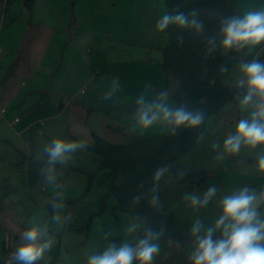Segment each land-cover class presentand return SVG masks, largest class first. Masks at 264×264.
Instances as JSON below:
<instances>
[{"label": "crops", "instance_id": "crops-1", "mask_svg": "<svg viewBox=\"0 0 264 264\" xmlns=\"http://www.w3.org/2000/svg\"><path fill=\"white\" fill-rule=\"evenodd\" d=\"M235 3L239 14H243L240 0H235ZM52 9L60 10L64 15L59 17L53 14L49 17L58 29L47 30L41 35L35 25H40L46 20L41 14L42 11ZM36 11H39V15L35 20ZM113 11V8H103L98 4V0H0V189L3 186H10L21 190L20 177L27 178L26 173L29 172H42L48 161L44 147L53 139L65 141L84 139L92 143L95 134L112 144H127L147 136L148 130L143 133L139 130L135 132L130 130L131 117L138 107L135 103L136 97L145 91L146 86L151 85V89L146 92V98L149 101L155 98V93L167 89L166 74L161 69V65L165 61L169 42L159 36L165 33H156L154 28L161 14L147 13L144 20L138 21V34L142 37L149 36L151 39V42L139 43V45L130 44L127 18L121 17L117 24L120 28L117 39L120 45L127 47H123L121 53L114 52V47L110 44L114 37L111 31L99 34L93 32L97 14L105 13L107 17L108 13L111 15ZM167 11L165 4V12ZM110 24L112 22H109ZM108 27L112 28L113 25H107ZM97 35L104 36V41L94 46ZM23 45L24 50L20 57L19 50ZM130 45L133 46L132 49L129 48ZM254 57H262L264 61V44L251 52L243 49L242 59L236 58L243 61ZM15 65L16 71L13 74ZM240 75L239 67H233L222 75L221 81L226 87L233 88ZM116 77H119L120 88L112 92V81ZM22 78L28 82H20ZM3 109L6 112H3ZM214 116L218 117L214 123H221V125L224 120L228 123L227 116L234 118V127L240 119L250 118L245 117L238 103L233 102H229ZM156 127H160V131H163L160 125ZM221 134L225 135L223 128ZM191 151L177 160L173 166L192 170L193 166H189L187 162ZM68 155L72 156L67 163L69 165L77 160L86 162L87 159L93 163V155L87 149ZM74 157L77 160H74ZM83 157H85L84 160ZM67 164L63 165V169L67 168ZM57 165L60 166V164ZM75 167L81 169V165ZM93 169L82 168L87 172ZM167 173L168 177L163 176L159 182V191L160 183L175 182L173 175L169 171ZM238 177L243 181L242 186L255 187L254 174L242 172ZM259 177L264 180V176ZM206 179H208L207 173ZM99 180L101 181V178ZM201 183L192 184L190 187L181 184L187 191L183 197L197 194L206 180ZM160 193L161 203L174 211L175 215H178L180 206L189 201L185 200L173 206L166 205L162 202V191ZM2 197L7 198L2 200ZM11 198L12 195L2 196L0 192V223H5L4 215L7 213L9 222L6 223V227L12 231L10 240L8 237L2 239L1 236L0 242L3 246L5 241L7 244L9 241L13 247L16 240H21L18 233L22 232L24 222L15 228L10 222L19 215L15 211L19 207L6 206ZM61 198L65 202L71 201L63 196ZM12 199H15L14 195ZM27 200V194H23L21 202L25 203ZM10 203L14 204L12 201ZM45 204L48 205V203ZM109 212H105L102 216L110 215ZM81 214L83 218V215L88 213ZM116 217H119L117 220L125 219L129 224L134 222L130 216L124 217L117 214ZM198 217L204 218L201 214ZM98 219L99 217H94V222ZM94 222L92 227L95 228L100 221ZM203 223L207 225H202L201 235L203 230L212 227L210 219L202 220ZM189 225V221L181 222L177 219L166 239L159 243L160 252L155 256L153 264H191L189 255L195 248V237L191 234ZM137 235L138 228L136 232L128 235L132 238L130 244ZM219 238L220 232L217 231L213 239ZM170 241L172 246H169ZM176 242H179V247L175 246ZM0 262L4 263L3 260Z\"/></svg>", "mask_w": 264, "mask_h": 264}, {"label": "clouds", "instance_id": "clouds-1", "mask_svg": "<svg viewBox=\"0 0 264 264\" xmlns=\"http://www.w3.org/2000/svg\"><path fill=\"white\" fill-rule=\"evenodd\" d=\"M170 26L179 30H188L197 35L204 32L205 22L199 18L196 9L183 11L179 8L171 9L159 16L155 22L156 33H164ZM219 35L222 37L220 47L224 52L236 50L240 52L248 49L251 52L257 46L264 44V9L248 10L243 14H234L222 17L219 20ZM183 35L178 37V42H183ZM208 52L215 48V38L207 41ZM207 54V53H206ZM220 71L226 72L227 68L221 66ZM240 78L235 81L237 88L243 87L245 91L237 95L240 111L252 109L250 118H242L235 125V134H230L224 139L223 148L226 154H239L242 145L256 148L264 145V61L253 58L242 61L239 64ZM112 92L120 88L119 77L112 81ZM215 83V81H211ZM151 85L146 86L135 100L137 110L131 117V131L139 130L143 133L153 126L160 125L168 135H176L181 128L195 129L201 126L206 119L202 109L188 110L184 104L175 103L167 89L155 93V98L149 101L146 92ZM111 95V93H109ZM107 98V97H105ZM89 147L87 140L65 141L53 139L45 145L44 152L48 155L47 166L42 169L44 180L48 185L58 184L61 172L56 169L57 164L66 165L72 156ZM219 147L213 144L212 148ZM221 157H217L220 159ZM258 172L264 174V155L256 162ZM168 172L167 166L156 168L152 175L153 187L151 191L157 192L159 182ZM188 173L181 171L176 174L177 180H183ZM217 193L215 185L209 187L202 196L186 195L192 207H207ZM134 202H139L140 196H135ZM151 206H159L160 200L153 195L149 201ZM264 205V190L257 191L254 188L244 186L232 195H225L219 203L222 213L215 220L213 227L202 232V225L196 221L191 227V234L195 237V248L189 255L191 264H264V211H259ZM58 210L51 217L54 224L63 226L69 217L61 216L60 211L65 208L64 203L52 205ZM139 225L131 223L126 231L131 234L136 232ZM59 230V229H57ZM220 232L219 239H213L214 233ZM22 243L19 246L13 244L14 251L6 264H37L44 258L45 252L50 251L55 243L49 236L47 225L43 229L32 227L19 232ZM105 234V239L107 238ZM163 231L154 232L148 229L144 237L138 239L133 245L128 242L116 246H109L97 254L87 257V264H153L154 258L160 252V237ZM41 237H47L40 242ZM172 246V242H169ZM179 247V242H176Z\"/></svg>", "mask_w": 264, "mask_h": 264}, {"label": "rangeland", "instance_id": "rangeland-1", "mask_svg": "<svg viewBox=\"0 0 264 264\" xmlns=\"http://www.w3.org/2000/svg\"><path fill=\"white\" fill-rule=\"evenodd\" d=\"M98 4L103 8H113L114 11L111 15L110 13H108L107 17H105V13L99 12L96 17V24L94 27L95 31L93 32L99 34L105 31H111L114 37L112 39L110 38L112 40L110 44L114 47L113 51L116 53H121L123 47H127L126 45H120L117 39L119 37L120 29L118 28L117 24L119 23L118 21L121 19V17L127 18V25L130 30V44L139 45V43L142 44L151 42V39L149 38V36L142 37L138 34V21L144 20V17L147 13L160 15L165 12V3L163 0H98ZM240 7L243 12L251 8L252 10H260V8L264 9V0H240ZM159 10H161V12ZM41 14L42 16L44 15L46 19L44 23H42L43 26L42 24L38 25L35 22V27L37 28V31L39 30L41 32V35L47 30L54 31L58 29L55 22L51 21L49 17H51L53 14L59 17H62L64 15L62 11L57 9H52L51 11L44 10ZM38 15L39 11H36L34 13L35 20L36 16ZM104 19L107 20L104 21ZM109 22H112V24H110L113 25L112 28H107V25L110 26ZM104 23H107V25H104ZM101 26H103V28H101ZM125 28L126 25L124 29ZM25 36H27V34ZM159 36H162L164 39L168 40V37L165 34H159ZM52 41L53 40H51V42ZM101 41H104V36L97 35L93 45L97 46ZM23 47L24 45L19 50L20 57H22L23 54ZM129 48L132 49L133 46L130 45ZM45 55H43L44 58ZM36 56L39 58L38 54ZM230 56L242 59L243 50H241L240 52H237L235 50ZM168 65L169 64H167L166 61L163 62V64L161 65V69L163 70V72H165V69H167ZM15 71L16 65L13 68V74H15ZM24 79L25 78H22L20 82H28V80L25 81ZM173 87L172 90L170 89L168 91L170 92L171 98L174 101ZM251 111V108H249L248 111H244V116L250 117ZM217 118L213 115L209 118L211 120H207L204 133L199 143L194 148V150L191 151L187 158L188 165L193 166L192 170H199L201 168L200 170L203 169L208 176V179H206V183L203 184L199 191H197V194L194 195L202 196L209 187L213 185L217 187V193L209 202L207 207L194 208L191 206L190 201L180 206L178 215H176V219L180 220L181 222L189 221L190 230L193 224L192 222H196V220H198L201 225L206 226L207 224H202V220L206 221L210 219V225L212 227L214 226L215 220L218 219L219 215L222 213V210H220L219 206L222 198L225 195H232L233 193L238 192L239 189L244 187L242 186V179L238 177V175L242 174V172L254 174L256 176V179L254 181V189H256L258 192L264 190V180L259 177H263L264 174L258 172L256 169V162L261 155H264V145H258L254 149L242 145L239 154H226L224 152L223 142L228 135L235 134V127L233 126L234 118L227 116L228 123H226L224 120L222 125L221 123H214ZM159 128L160 127L153 126L148 130L147 136L159 135L161 133ZM222 128L225 135L221 134ZM214 143L218 144L219 147L213 149L212 145ZM217 157L221 158L217 159ZM73 159L77 160L75 159V157ZM84 159L85 157H83V160ZM253 160L255 161L254 163ZM86 162H79L77 160L71 162L73 163L71 165L67 164V168L65 169H63V165H57L56 169H59L58 171L61 172V175L58 178V184L61 185V187L59 188H57L55 185H48L44 180L42 172H29L26 173L27 178L22 179V177H20L19 187H22L21 190L18 187L11 188L9 185V187L3 186V188L0 189L2 196L9 197V195H12L13 198L14 195L15 197V199L11 198L10 202L12 201L14 204H16L11 205V203L9 202L6 205L7 207H19L18 210L17 208L15 210L19 214L18 217L10 221L13 224L14 228L18 225H21L22 222H24L22 231H26L32 227H39L43 229L44 226L47 225L48 234L49 236L53 237L55 241L53 247L57 245H60L61 247L59 261L55 264H87L88 255L102 252L109 246V244L120 246L121 244L125 242L129 243L132 240V238L128 236L129 233L126 231L127 227L130 224L125 221V219L117 220V218L119 217H116L117 214L123 215L124 217L129 215L121 213L119 211H115L113 209L112 203H115L114 197H111L110 195V197L107 199L108 209L105 212L110 211V215L105 217L102 216L105 212L99 215L100 203L105 196L109 195L111 179L106 176V171H101L96 175L95 182L92 187L88 189L87 173L82 172L81 170H79V167L75 166L81 165V169L83 168L84 170L93 169L94 166H97L98 160L93 156V163H90L89 159H87ZM243 168L247 170H244ZM164 177H168V173H166ZM100 178L104 183V186H101L102 184L98 183ZM120 178L121 177L117 176L115 180L117 182H120ZM174 181V183H160V191H162L163 193L162 202L166 205L169 204L173 206V204H181L186 200L183 197L185 195V192H187L186 189L175 179ZM23 194H27L28 198L25 203L21 202V197L23 196ZM61 196H63L64 198H69V200L71 201L65 202L61 198ZM5 198L7 197H2V200H5ZM61 202L66 204L64 210L60 211L59 214L62 217H69L68 221L63 224V226L56 225L51 220V217L58 212V210L53 209L52 205ZM45 203H48L49 206ZM97 209L99 210L97 211ZM259 211H264V205L261 206V209H259ZM20 212L22 213L20 214ZM84 212L88 214H84L82 218L81 213ZM91 212L95 213L94 217H99L97 221L100 222H98L97 227L94 228L91 226V229L88 231L87 225L92 214ZM199 214L203 215L204 218L200 219V217H198ZM4 216L6 218L4 220L6 221H4V224L0 223V237L2 236V239L8 237L10 240L12 231L11 229L9 231V229L6 227V223L9 222V219H7L8 214L5 213ZM94 217L92 218V225L94 222ZM92 228L93 231H91ZM106 233L108 235L105 239ZM45 239H47V237H41L40 242H43ZM13 251L14 248L12 247V245H10L9 241L8 244L5 241L3 246L0 242V260H3V264H6V261L10 259ZM51 260L52 256L50 254V251H46L44 258L41 261H38L37 264H50Z\"/></svg>", "mask_w": 264, "mask_h": 264}, {"label": "trees", "instance_id": "trees-1", "mask_svg": "<svg viewBox=\"0 0 264 264\" xmlns=\"http://www.w3.org/2000/svg\"><path fill=\"white\" fill-rule=\"evenodd\" d=\"M168 11L179 8L183 11L196 9L199 18L205 22L204 32L197 35L188 30H179L170 26L165 30L169 47L165 52V61L168 67L165 69L166 85L168 90L174 92V102L184 104L188 110L202 109L206 114L205 122L195 129L181 128L176 135H168L162 131L159 135L145 136L133 140L127 144H112L98 135H93V142H88L86 148L98 164L91 171H84L88 175V189L95 182L96 175L101 171L111 179L109 195L100 203L99 215L108 209L107 199L114 197L113 209L128 214L139 225L137 238L131 243L144 237L148 229L154 232L163 231L158 243L163 242L176 223L174 211L164 206L161 201L159 206H151L149 201L153 195L160 200L159 189L153 193L152 175L156 168L167 166L173 178L182 185L190 187L192 184L205 182L206 173L202 170H191L174 167L173 164L191 151L199 143L207 120L221 111L229 102L238 103V94L243 93V87H226L221 77V66L227 70L239 67L242 62L231 57L233 50L224 52L220 47L222 37L219 35V20L222 17L239 14L235 0H164ZM183 35L182 43L178 37ZM215 38V48L208 52L207 41ZM207 53V54H206ZM246 58L243 61L251 60ZM263 61L262 57H259ZM215 83H211V81ZM81 140V139H77ZM186 171L188 175L183 180H177L176 174ZM119 176L120 182L115 178ZM99 184H104L98 181ZM201 183V184H202ZM140 196L139 202H134V197ZM91 215L87 225L89 231L92 226ZM116 216V215H115ZM60 245L50 250L52 260L50 264L59 261ZM135 264V262H134Z\"/></svg>", "mask_w": 264, "mask_h": 264}, {"label": "water", "instance_id": "water-1", "mask_svg": "<svg viewBox=\"0 0 264 264\" xmlns=\"http://www.w3.org/2000/svg\"><path fill=\"white\" fill-rule=\"evenodd\" d=\"M200 183L201 182H199V184ZM19 239H21V237H19ZM14 243H15L16 246H19L22 243V240H16Z\"/></svg>", "mask_w": 264, "mask_h": 264}, {"label": "built area", "instance_id": "built-area-1", "mask_svg": "<svg viewBox=\"0 0 264 264\" xmlns=\"http://www.w3.org/2000/svg\"><path fill=\"white\" fill-rule=\"evenodd\" d=\"M2 111H3V112H6V110H5V109H3ZM16 121H18V119H16Z\"/></svg>", "mask_w": 264, "mask_h": 264}]
</instances>
